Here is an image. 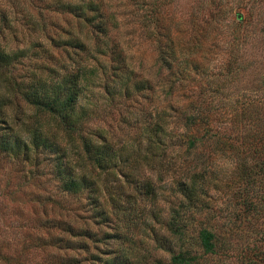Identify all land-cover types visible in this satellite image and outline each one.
Segmentation results:
<instances>
[{
  "label": "rangeland",
  "instance_id": "rangeland-1",
  "mask_svg": "<svg viewBox=\"0 0 264 264\" xmlns=\"http://www.w3.org/2000/svg\"><path fill=\"white\" fill-rule=\"evenodd\" d=\"M65 1L71 2L0 0V44L10 51L31 48L30 58L26 59L32 61L24 59L15 67L14 75L20 77L43 65L52 67L57 74H63L74 70L78 62L92 64L93 60L95 62L93 56L97 55V74L101 77L91 79L84 91L86 97L80 104H84L92 114L78 134L98 138L103 133L102 136L115 143L124 156H131L133 159L134 156L145 152L147 140L144 136V124L152 119L155 108L163 110L162 114L169 118L164 126V134L174 135L183 130L182 127L176 126L179 111L197 97L198 90L205 84L203 79L207 77L213 79L214 87L219 90L218 93L212 94L206 89L207 94H211L207 95L209 100L217 105L214 126L219 127L234 145L237 144L236 139L241 141L245 134H261L264 129V0H93L101 5L109 20L110 38L105 46L102 44L98 48L95 46L97 37L95 38L91 26L73 13L62 11V2ZM152 5H157L156 10L160 11L157 16H149L151 12L148 10ZM238 16L242 18L240 28L236 27L239 26ZM157 29L162 33L168 30L170 36L181 42L180 45L193 44L201 39L203 48L197 52L196 58L200 62V69L208 71L203 73L202 70H191L190 79L182 83L177 82V87L166 101L161 92L163 87L170 86L172 80L167 69L160 70L159 49L153 38V32ZM51 38H79L88 49L82 51L77 47H60ZM162 38L165 41V37ZM115 45L122 49L116 55L121 53L125 61L112 59V48H115ZM229 63L234 64L235 68L232 69ZM115 70L131 73L134 80L132 84L144 81L149 84L151 90L146 93L137 92L128 98L121 96L115 102L107 93L104 83L109 74L115 75ZM153 92L155 97L152 96ZM8 111L12 118H17L18 126L23 120H27L29 125H32L37 117L45 120L44 123H48L50 127L45 128L55 131V137L58 136L61 144L68 148L70 156H66L65 160L70 159L69 165L75 168L88 165L84 154L76 152L81 150L80 141L75 140L79 135L74 136L72 142L64 135L56 120L47 115L36 114V109L20 97ZM142 114H146V117ZM156 120L157 115L152 123ZM24 131L21 130V140L28 142V146L24 147L21 154H8L0 148V264H9L3 257L4 253H20L17 259L24 262L23 264H93L94 253L102 255L108 247L111 248L108 244L98 243L97 249L90 240L75 239L81 247L66 248L63 239L53 241L48 236L49 222L67 220L76 227L114 230V226L118 227L116 217L113 213H107L113 222H93L90 217L94 205L86 193L65 190L56 175L57 169L52 158L46 159L45 152H39L34 146L32 135ZM15 137L16 135L14 139ZM180 144V141L174 140L172 145H163L164 149H168L164 163L170 162L173 166L195 159L196 156L185 157V147ZM234 145L224 148L213 163H216L217 171L222 175L218 183L219 189L212 191V194L216 210L225 212H218V224L224 225L221 228L224 242L220 241L217 251L212 254H204L196 247L201 256L199 264H264L262 261H255L256 256L250 251L254 246L264 251L263 197L259 191L253 195L254 199L260 198L262 207L259 211L244 212V206L237 205V199L230 196V188L241 189L243 186L241 180H233L236 169V157L233 155L236 150L232 148ZM199 155L200 158L207 157L209 150ZM125 161L122 157L114 160L116 164L122 165ZM132 165V161H126V171H131ZM171 166L169 165V168ZM119 170L116 169L114 174H95V179L102 186V191L98 192L100 195H94L96 203L107 204L106 208L110 211L113 208L111 195L121 196L119 200L127 201L130 194H136L135 184L127 180ZM168 171L164 177L156 171H151L153 180L160 185V188L157 186L160 192L158 202L154 205L153 202L144 201L145 209L151 215V224L149 227L141 225L134 235L138 243L133 244L139 253L145 255V264H154L157 259L170 261L173 253L160 248L157 240L159 237L171 238L163 223L170 217L173 175L175 173L178 177L180 172L175 168ZM257 189L264 191V186L259 184ZM232 194L234 195V192ZM139 199L137 198V201ZM227 207L233 210L234 217L242 216L245 220L240 229L234 232L227 225ZM55 233L57 237L62 235L61 232ZM120 242H115L114 246L128 247L123 240ZM139 244H142L141 247ZM169 247L177 248L174 239ZM179 248L180 245L178 250Z\"/></svg>",
  "mask_w": 264,
  "mask_h": 264
},
{
  "label": "trees",
  "instance_id": "trees-1",
  "mask_svg": "<svg viewBox=\"0 0 264 264\" xmlns=\"http://www.w3.org/2000/svg\"><path fill=\"white\" fill-rule=\"evenodd\" d=\"M156 7L157 5H152V8L148 10L151 12L149 16H157L160 13L159 10H156ZM61 9L62 11L73 13L80 20L91 26L95 33V38L97 37L95 39L97 48L102 44H104L103 46L106 45L108 38H110L109 20L98 2L96 3L93 0L65 1L62 2ZM147 18L149 19L150 17ZM237 19L239 26L236 27L240 28L242 26L240 25L242 18L238 16ZM158 21L156 18V22ZM162 37H165V41ZM153 38L159 49L158 61L160 70L167 69L172 80L170 86L163 87V93L160 91L165 101L169 99V95L177 87L175 86L177 82L182 83L186 79H190L191 70H202L203 73L208 72L205 69H200V62L196 58L197 52L203 48L201 39L193 44L180 45L181 42L170 36L168 30L166 33H162L160 29L153 32ZM51 40L60 47L66 45L77 47L82 51L88 49L79 38H68L67 40L51 38ZM30 49L22 48V50L10 51L0 44L1 150L8 154H21L25 149L24 147L28 146V142L21 140L23 138L20 136L21 130L30 133L34 141L33 144L39 152L43 150L46 159L52 158L61 186L63 187L64 185V189L71 192L86 193V196L92 201L91 204L94 206L93 214L90 218L93 219V222L99 224L113 222L112 217L110 218L109 216L113 213L116 217L115 222L118 224V227L114 226V230H102L100 228L94 230L89 226L76 227L67 220L51 221L49 222L48 236L53 241L63 239V242H65L64 247L66 246L69 249H79L81 247L75 239L90 240L94 243L93 245H96L95 248L97 249H99L98 243L108 244L111 248L108 247L103 251L102 255L94 253L93 264H145V255L139 253L133 243H138L134 236L136 230L140 229L141 225L149 227L151 224L149 222V216L151 215L150 212L146 211L144 201L146 203L153 202L154 205L158 202L160 192L157 186L160 188V185H157L153 180L151 171H156L164 177L168 170L175 168L177 172H180V176L177 177L175 173L173 175V196L171 197L173 202L170 217L163 223L166 230L171 234V238L159 237L157 239L160 248L170 250L173 253L170 261L157 259L154 264H199L201 256L197 252L198 249H195L196 247H199L204 254L215 253L219 242H224V235L221 231L224 225L218 224V217L220 216L218 212L223 214L225 212L222 210L217 211L213 205L214 195L212 191L219 189L218 183L222 179V175L217 171L216 163H213L217 159L218 154L224 151V148L234 145V143L219 127L214 126V118H217V109H215L217 105L212 100H209V96H207L211 95L207 94V90L212 94L219 92L218 88L214 87L213 79L204 78L205 84L198 90L197 97L193 98L194 100L179 111L180 115L176 119V126L177 128H183V130L178 131L179 133L176 132L174 135H171V133L170 135L164 134V126L168 123L169 118L162 114L163 110L155 108L154 114L151 115L152 119H149L144 124V129H146L144 136L147 140V147L144 146L145 152L140 153L139 156H134L132 159L131 156H124L122 150L115 143L108 137L102 136L103 133L98 138H94L91 135L78 134L84 129L83 126L90 114H92V111L84 104H80V101L86 97L84 91L87 89L91 79L101 77V75H98L99 59L97 55L93 54L95 62L90 60L92 64L89 62L79 64L78 62L74 70L63 74H57L52 67L43 65L31 69L23 77L14 75L15 67L22 63L24 59L30 58ZM112 49L114 53L111 54L112 59L125 61L121 53L116 55L119 50L122 51L118 45H115V48ZM28 60L32 61L31 59H26V61ZM234 64L229 63V66L231 67L232 65L233 69L235 68ZM103 73L106 74V71L103 70ZM114 73L115 75L109 74L105 78L104 83L107 93L112 96L115 102L121 96L128 98L137 92L146 93L151 90L149 84L144 81L132 84L134 80L129 72L124 73L123 71L115 70ZM154 95L153 92L152 96ZM19 97L29 106L34 107L36 114L47 115L56 120L64 135L68 136L71 141L74 140V136L79 135L78 139L76 137L75 140L80 141L81 150L76 152L80 155L81 152L84 154L88 165L79 168L71 167L69 165L70 159L65 160L66 156H70L68 148L61 144L57 135L55 137V131H52V129L48 130L50 128L49 124L44 123L45 120H41L40 117H37L32 125L27 124V120H23L22 124L18 126L17 118H12L9 115L8 108L17 102ZM142 115L146 117V114ZM155 115H157L158 120L152 123ZM165 136L170 138L166 139ZM174 140L180 141V145L185 147V157L196 156L195 159H189V163L186 164L180 162L179 164H173V166H171L170 162L164 163L168 149H164L163 145L165 143L172 145ZM236 140L237 144L235 143L232 147L236 150V153H233L236 157L234 161L236 169L234 170L235 176L233 180L235 182L241 180L243 186H241V189L230 188V196L237 199V205L244 206V212L259 211L262 207L259 202L260 198L254 199L253 195L259 191L260 196L264 200V191L257 189L259 184L264 186V129L261 134L259 132L257 134H245L241 141ZM206 150H209V155L200 158L199 154L201 152L205 153ZM26 153H28V149H26ZM119 157L126 159L127 162H133L130 168L131 171H126V161L123 165L122 163L116 164V161L114 162ZM209 164L210 166H208ZM169 165L171 168H169ZM161 168L163 170H160ZM116 169H120L119 172L123 173L127 180L135 184L134 190L136 194H130V198L127 201L119 200L121 196L111 195L110 199L112 200L113 208L110 211L106 208L107 204L96 203L94 195H100L98 192L102 191V186L95 179V174L97 172H111L114 174ZM147 170L148 172H146ZM238 185L240 187V184ZM250 190L254 192L251 193ZM232 192H234V195ZM137 198H140L139 201H137ZM241 198H243L242 203ZM227 210V225L234 232V230L240 229L242 222L245 220L242 216L234 217L233 210H229L228 207ZM152 230L156 234V231ZM55 232H61L62 235L58 234L59 237H57ZM232 234L237 235L236 233ZM173 239L177 247L174 249L169 247ZM121 240L128 244L127 248L122 245L114 246L115 242L121 243ZM139 245L141 247L142 244ZM179 245L180 248L178 250ZM25 248L27 249V246ZM100 251L102 252V250ZM250 251L253 253L252 255L256 256L255 261L259 260L264 263V251L260 247L254 246ZM3 257L9 264L24 263L17 259L20 257V253H4Z\"/></svg>",
  "mask_w": 264,
  "mask_h": 264
}]
</instances>
